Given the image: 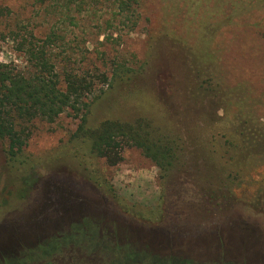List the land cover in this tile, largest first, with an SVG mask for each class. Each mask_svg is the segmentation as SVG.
<instances>
[{
    "label": "rangeland",
    "instance_id": "1",
    "mask_svg": "<svg viewBox=\"0 0 264 264\" xmlns=\"http://www.w3.org/2000/svg\"><path fill=\"white\" fill-rule=\"evenodd\" d=\"M135 7L132 15L118 13L114 3L101 0L79 13L65 12L58 0H0V62L25 70L10 34L39 39L52 30L65 37L54 47L56 53L64 51L57 63L108 77L90 96L91 127L151 119L156 127L178 130L194 147L212 151L225 143L228 118L236 111L264 123V108L251 102L257 93L264 95V0H138ZM199 77L210 79L201 89ZM78 125L68 113L53 123L27 124L26 146L12 161L0 139V259L16 250L4 241L38 239L34 234L45 229L52 235L50 222L68 235L58 242L68 243V219L85 216L80 221L87 231L76 238L96 248L94 264L111 261L115 252L145 253L149 261L264 264V214L251 205L216 209L203 198L192 204L181 194L161 204L162 215L152 223L131 215L130 206L147 211L158 203V168L133 146L124 147L120 163L109 166L74 140ZM199 137L203 141L195 140ZM199 166L205 169L201 161ZM247 176L234 194L252 202L264 184V162ZM107 186L124 202H114ZM261 203L264 208V196ZM71 250L78 249L69 244L54 256L23 264H84L85 259H66Z\"/></svg>",
    "mask_w": 264,
    "mask_h": 264
},
{
    "label": "trees",
    "instance_id": "2",
    "mask_svg": "<svg viewBox=\"0 0 264 264\" xmlns=\"http://www.w3.org/2000/svg\"><path fill=\"white\" fill-rule=\"evenodd\" d=\"M100 1L58 0L65 12L73 8L79 13L85 7L93 6ZM103 1L114 3L118 13L130 15L136 11L135 5L138 4V0ZM10 35L11 41L16 44L15 51L24 59L25 70L0 62V139L7 142L9 160H15L26 146L29 135L27 124L35 120L53 123L61 114L68 113L74 119H79L77 132L81 136L78 137L75 133L73 138L74 140L79 138L89 155L103 158L109 166H115L122 160L121 154L124 147L133 146L158 168L160 196L155 208L140 211L136 209V206H130L132 207L131 215L140 220L154 222L155 215L160 217L162 215L160 206H165L171 196L176 197L181 194L184 195L183 199L190 198L192 204L203 198L216 209L238 203L244 206L251 205L259 213L264 214V208L260 207V205L263 206L261 201L264 196V184L256 189L255 199L252 202H246L234 194V187L240 181H245L247 174L264 162V123L252 116L248 117L250 120L244 118L241 112L236 111L228 118L231 125L224 135L225 143H221L215 137V140L221 144L219 148L212 151L194 147L190 139H184L178 130L171 127H156L151 119H139L135 121V125L131 126L105 121L97 127H91L88 124V117L94 102L90 100V96L99 84L107 83V75L97 70H88V68L66 67V61L57 63V55L61 56L64 51L56 53L54 47L56 43L64 41L65 37L52 30L39 39L32 33L21 36L13 31ZM213 54L215 55L211 51V56ZM261 65L260 70L264 72V57ZM200 80L202 81L199 82ZM209 81V78L203 80V77H199L196 82L201 89L204 87L203 84ZM255 98L251 101L255 104V108L263 109L264 95L257 93ZM221 101L222 98H220ZM144 126H147L146 129L143 128ZM195 140L199 142L201 138H195ZM199 161L205 169L200 168ZM99 185H101L100 182ZM188 185L191 187L184 188ZM105 193L114 202H124L112 193L110 186H107ZM122 206L126 205L122 204ZM72 218L68 219L69 232L72 236L68 238V243L58 242L62 238L59 236L65 231L62 228L58 229L50 222L52 226L49 229H53L52 235H47L49 230L45 229L47 231L43 230L34 234V236L39 235L38 239L32 235L31 239L16 238L14 242L9 243L4 241L3 244L8 249L14 246L16 250L0 259V262L5 260L7 264H23L25 260L37 261L56 255L55 251L58 247H67L72 244V247L79 251L71 250L65 253L66 259H72V261L81 259L78 262L85 259L84 264H94L95 261L92 258L97 254L96 248L87 239L76 238V234L87 229L80 221L87 217L79 216L76 222ZM95 228L99 231V226ZM102 230L108 232L106 226ZM112 234L115 236V233ZM46 238L49 239L48 241L52 239L53 242L50 244L47 242V245L31 250L35 243H40L39 240ZM80 249L85 253V257L80 254ZM120 257L123 258L122 262L117 263L116 260ZM149 257L141 252L135 254L115 252L111 261H105L103 264H192L190 261H176L175 258L156 257L155 260L149 261ZM230 264L233 263L230 262Z\"/></svg>",
    "mask_w": 264,
    "mask_h": 264
},
{
    "label": "flooded vegetation",
    "instance_id": "3",
    "mask_svg": "<svg viewBox=\"0 0 264 264\" xmlns=\"http://www.w3.org/2000/svg\"><path fill=\"white\" fill-rule=\"evenodd\" d=\"M70 235V234H69ZM71 236V235H70ZM68 237V235L67 234H65V236H63V238H67ZM49 242V244L50 243H52L53 242V240L51 239L50 241H48ZM48 244V246L50 247V245Z\"/></svg>",
    "mask_w": 264,
    "mask_h": 264
}]
</instances>
